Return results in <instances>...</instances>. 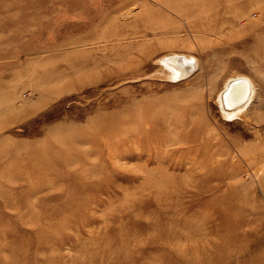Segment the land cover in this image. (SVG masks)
I'll return each instance as SVG.
<instances>
[{"label": "rangeland", "instance_id": "rangeland-1", "mask_svg": "<svg viewBox=\"0 0 264 264\" xmlns=\"http://www.w3.org/2000/svg\"><path fill=\"white\" fill-rule=\"evenodd\" d=\"M0 264H264V0H0Z\"/></svg>", "mask_w": 264, "mask_h": 264}, {"label": "bare ground", "instance_id": "bare-ground-1", "mask_svg": "<svg viewBox=\"0 0 264 264\" xmlns=\"http://www.w3.org/2000/svg\"><path fill=\"white\" fill-rule=\"evenodd\" d=\"M165 59H166V58H165ZM164 61H165V60H164ZM176 68H177V67H176ZM181 76H182V74H181ZM229 83H230V82H229ZM234 83H235V82H234ZM236 83H237V81H236ZM230 84H231V83H230ZM232 85H233V84H232ZM232 85H231V86H232ZM229 86H230V85H229ZM229 86H228V87H229ZM231 86H230V87H231ZM230 87H229V88H226V90L230 89ZM231 89H232V87H231ZM234 89H235V88H234ZM242 89H243V88H242ZM234 91H236V90H234ZM246 91H247V90H246ZM228 92H230V91L228 90ZM228 92H227V93H228ZM227 93H226V96H227ZM229 94H230V93H229ZM221 95H222V94H221ZM223 95H224V94H223ZM230 95H233V94H230ZM235 96H236V95H235ZM228 97H229V96H228ZM247 98H248V97H247ZM247 98L245 97V99H247ZM230 99H231V97H230ZM236 99H239L238 102L240 101V98H237V97H236ZM242 99H243V98H242ZM242 99H241V100H242ZM231 100H232V99H231ZM243 100H244V99H243ZM222 102H223V101H222ZM242 102H243V101H242ZM242 102H241V104H242ZM244 102H245V101H244ZM224 103H225V100H224ZM224 103H223V105H224ZM231 104H232V103H231ZM236 104H237V102H236ZM233 105H234V104H233ZM225 106H226V105H225ZM226 107H227V106H226ZM233 107H234V106H233ZM229 108H230V107H229ZM231 109H232V108H231ZM233 109H234V108H233ZM229 111L232 112V110H229ZM165 166H166V165H165ZM124 202H125V201H124ZM124 234H126V233H124Z\"/></svg>", "mask_w": 264, "mask_h": 264}]
</instances>
